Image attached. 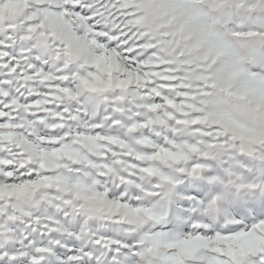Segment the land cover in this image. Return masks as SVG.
I'll return each mask as SVG.
<instances>
[{"label":"snow or ice","instance_id":"6c2138e0","mask_svg":"<svg viewBox=\"0 0 264 264\" xmlns=\"http://www.w3.org/2000/svg\"><path fill=\"white\" fill-rule=\"evenodd\" d=\"M0 264H264V0H0Z\"/></svg>","mask_w":264,"mask_h":264}]
</instances>
